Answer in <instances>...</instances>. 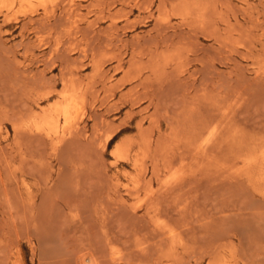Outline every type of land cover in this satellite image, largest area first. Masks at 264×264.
Instances as JSON below:
<instances>
[{
    "label": "rangeland",
    "instance_id": "1",
    "mask_svg": "<svg viewBox=\"0 0 264 264\" xmlns=\"http://www.w3.org/2000/svg\"><path fill=\"white\" fill-rule=\"evenodd\" d=\"M0 264H264V0H0Z\"/></svg>",
    "mask_w": 264,
    "mask_h": 264
},
{
    "label": "bare ground",
    "instance_id": "2",
    "mask_svg": "<svg viewBox=\"0 0 264 264\" xmlns=\"http://www.w3.org/2000/svg\"><path fill=\"white\" fill-rule=\"evenodd\" d=\"M11 1V0H10ZM12 4V3H11ZM74 6V5H73ZM71 7V6H70ZM68 9V8H67ZM71 9V8H70ZM74 10H75V7H74ZM69 11H71V10H69ZM32 12V11H31ZM6 17V16H5ZM9 17V16H8ZM204 17V16H203ZM206 17V16H205ZM7 19V18H6ZM6 19H5V21H6ZM13 19V18H12ZM48 19V18H47ZM8 20H9V18H8ZM10 22V21H9ZM115 24V23H114ZM52 30V29H51ZM99 72V71H98ZM60 75V74H59ZM72 82H75V81H73V79H72ZM72 82H71V84H70V82H69V84L70 85H72ZM69 85V86H70ZM73 87H75V85L73 86ZM78 87V86H77ZM76 87V88H77ZM66 88H67V86H66ZM76 88H74V89H76ZM66 91V90H65ZM71 91V90H70ZM74 91V90H73ZM67 92H68V90H67ZM78 92V91H77ZM74 93H76V92H74ZM60 94H62V93H60ZM62 95H66V94H62ZM70 96V98H69V100L68 99H66V100H68L67 101V103L62 107V108H59L58 110L60 111V115L62 116V118H63V120H64V122L65 123H67L68 122V120H69V113H70V110L71 109H73V107H74V105H76L75 104V97H74V94H72V95H69ZM62 97V96H61ZM78 98V97H77ZM59 101V100H58ZM78 101V100H77ZM59 106L58 107H60V105H63V104H58ZM57 106V105H56ZM43 112V111H42ZM47 113H49V112H47ZM73 113V112H72ZM50 114V113H49ZM70 115H72V114H70ZM37 116V115H36ZM35 116V117H36ZM45 116V115H44ZM56 116H57V114H56ZM31 117V116H30ZM46 117H48V116H46ZM46 119V118H45ZM45 119H44V121H45ZM57 119H59V118H57ZM71 119V118H70ZM76 120V119H75ZM72 121V120H71ZM55 122V121H54ZM54 122H52V124L54 123ZM76 122V121H75ZM44 123V126L45 127H48V128H46L47 130H48V132H50L51 131V122H49V120L48 121H45V122H43ZM58 123V122H57ZM76 123H78V122H76ZM75 123V124H76ZM42 124V123H41ZM75 124H71V125H73V126H75ZM66 125V124H65ZM58 127V126H57ZM35 128H38V127H35ZM40 128H42V125H41V127ZM40 128H38V129H40ZM75 128H77V127H75ZM74 129V128H73ZM53 130V129H52ZM55 130H57V129H55ZM67 130V129H66ZM68 130H70V129H68ZM72 130V129H71ZM74 131V130H73ZM216 131H218V130H216ZM227 132V131H226ZM54 133H55V131H54ZM64 133H65V130H64ZM74 133V132H73ZM226 134V133H225ZM52 135V134H51ZM65 135V134H64ZM107 136V135H106ZM21 137V136H20ZM54 137H56V136H54ZM49 139V138H48ZM209 139V138H208ZM27 140V139H26ZM211 140V139H210ZM70 141H72V140H70ZM225 144V143H224ZM254 145V144H253ZM225 146H227L226 144H225ZM221 147V146H220ZM217 150V149H216ZM144 151V150H143ZM118 174V173H117Z\"/></svg>",
    "mask_w": 264,
    "mask_h": 264
}]
</instances>
